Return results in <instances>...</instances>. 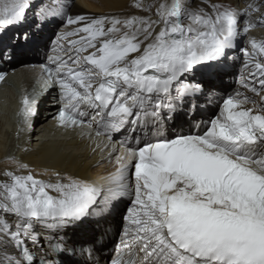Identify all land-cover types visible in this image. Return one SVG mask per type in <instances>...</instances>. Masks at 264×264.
Instances as JSON below:
<instances>
[{
  "label": "snow or ice",
  "instance_id": "1",
  "mask_svg": "<svg viewBox=\"0 0 264 264\" xmlns=\"http://www.w3.org/2000/svg\"><path fill=\"white\" fill-rule=\"evenodd\" d=\"M79 7L0 0V62L46 49L54 125L99 156L92 167L111 169L82 173L61 142L50 154L63 169L6 157L0 264H264V0H131L127 12L98 15ZM236 51L246 91L193 123ZM39 103L22 96L18 140ZM122 203L109 255L107 230L70 234Z\"/></svg>",
  "mask_w": 264,
  "mask_h": 264
},
{
  "label": "bare ground",
  "instance_id": "2",
  "mask_svg": "<svg viewBox=\"0 0 264 264\" xmlns=\"http://www.w3.org/2000/svg\"><path fill=\"white\" fill-rule=\"evenodd\" d=\"M77 5H79V11L86 14H105V13H119L129 11V6L131 0H76ZM49 34L48 29H45V39ZM11 35V30L9 32ZM7 39V37H5ZM55 39V36L52 37ZM45 51L43 47L39 49L26 50L21 52L19 55L15 56L10 62H0L6 67H13L18 65H26L30 62L36 60H46ZM234 57L232 61H229L228 65L225 66L223 72L226 73L223 76L222 82H217V88L215 90L216 99L211 102V107L204 105V110L201 115H207L214 113L216 109V103L219 98L225 94H232L236 91L245 92L242 81L247 79V72L243 67L244 56L239 51L230 53ZM36 72L31 73L36 80L42 79L41 74L37 75ZM35 81H30L28 85V90L26 93L31 94L33 90L36 89ZM39 96V110L38 114L32 119L31 130H26L21 134L19 140L16 137V132L12 135L4 133V128L0 123V170L6 167H10L7 163L6 157L15 154L17 157L21 158L23 162L28 163L31 167L37 170L48 166L63 169L68 165L64 160L53 158L50 154V150L55 143L51 135L45 131V128L51 120V115L56 109L52 104V97L54 95L51 91H45L44 88L36 93ZM251 95V93H248ZM258 99V98H257ZM8 101V100H6ZM203 103V102H202ZM8 104V103H6ZM3 108V107H2ZM1 118V115H0ZM2 137V139H1ZM121 137H117L120 139ZM28 141V143H25ZM74 144L72 149L71 146L67 145ZM68 144L61 142V147L70 150L73 158V164L77 165V170L82 173H87L93 177L97 174H103L105 170H110L111 166L106 162L101 164L99 167H92L99 156H91L88 151V146L86 142H80L78 140H72ZM19 146V147H18ZM29 147L28 152H24L23 149ZM126 211V204L122 203L118 206L113 214L106 219L92 218V222L85 226L72 232L70 234L76 239H83L89 237L93 234L104 232L107 230V226L113 231V236L115 237L116 231L120 225L121 217ZM104 238V242L107 244L108 250L115 241ZM112 241V242H111ZM105 255V254H104ZM107 256V255H105Z\"/></svg>",
  "mask_w": 264,
  "mask_h": 264
},
{
  "label": "rangeland",
  "instance_id": "3",
  "mask_svg": "<svg viewBox=\"0 0 264 264\" xmlns=\"http://www.w3.org/2000/svg\"><path fill=\"white\" fill-rule=\"evenodd\" d=\"M29 18L31 19V13H29ZM50 34V33H49ZM37 61H40V60H36L34 62H37Z\"/></svg>",
  "mask_w": 264,
  "mask_h": 264
}]
</instances>
